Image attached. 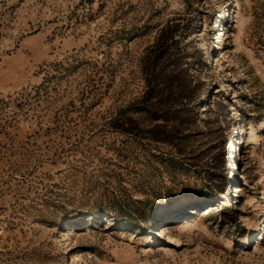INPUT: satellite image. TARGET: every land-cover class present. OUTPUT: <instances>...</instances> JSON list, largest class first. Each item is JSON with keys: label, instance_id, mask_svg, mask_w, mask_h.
Wrapping results in <instances>:
<instances>
[{"label": "rangeland", "instance_id": "1", "mask_svg": "<svg viewBox=\"0 0 264 264\" xmlns=\"http://www.w3.org/2000/svg\"><path fill=\"white\" fill-rule=\"evenodd\" d=\"M263 123L264 0H0V264H264Z\"/></svg>", "mask_w": 264, "mask_h": 264}, {"label": "bare ground", "instance_id": "2", "mask_svg": "<svg viewBox=\"0 0 264 264\" xmlns=\"http://www.w3.org/2000/svg\"><path fill=\"white\" fill-rule=\"evenodd\" d=\"M223 34H220V36H222ZM204 45L203 44H200V47L202 48ZM216 48V47H215ZM213 62H215V61H213ZM210 63H212V60L210 61ZM263 126H264V123L262 124ZM235 130H237L238 132H239V128L236 126V128H235ZM250 139L255 143V144H257V143H259V138H258V136H257V134H256V132L255 131H251V134H250ZM233 146H234V148H233V150H235V152L237 153V147H236V145H235V142L233 143ZM234 156V158H236L237 157V155H233ZM235 166V165H234ZM231 176L233 177V178H235V179H238V174H237V172H236V170H234L233 172H232V174H231ZM237 189H236V191L237 192H239L240 190H239V187H236ZM263 200H264V198H263ZM183 203H184V201H182ZM178 205L180 204V203H177ZM173 207V205L171 206V208ZM254 232L255 231H252L250 234H251V238H253L254 237ZM160 236L161 237H163V234L162 233H160ZM153 241L154 240H150V243H153Z\"/></svg>", "mask_w": 264, "mask_h": 264}]
</instances>
